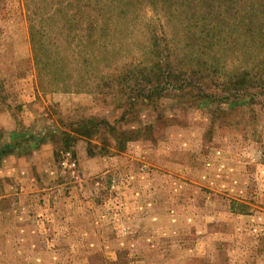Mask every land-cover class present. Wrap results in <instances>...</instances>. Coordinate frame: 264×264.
<instances>
[{
  "label": "rangeland",
  "instance_id": "1",
  "mask_svg": "<svg viewBox=\"0 0 264 264\" xmlns=\"http://www.w3.org/2000/svg\"><path fill=\"white\" fill-rule=\"evenodd\" d=\"M48 1L0 0V143L20 128L63 140L54 154L63 195L46 211L41 240H26V197L16 223L0 211V264H264V97L231 109L199 99L198 88H170L152 103L119 94L111 77L128 63L148 67L153 38L172 60L193 49L187 22L168 19L157 0L70 1L66 65L40 79L31 32L39 12L59 5ZM243 62L232 54L226 67ZM68 146L75 173L61 166ZM7 166L1 194L12 182Z\"/></svg>",
  "mask_w": 264,
  "mask_h": 264
},
{
  "label": "trees",
  "instance_id": "2",
  "mask_svg": "<svg viewBox=\"0 0 264 264\" xmlns=\"http://www.w3.org/2000/svg\"><path fill=\"white\" fill-rule=\"evenodd\" d=\"M43 1L42 8L50 4L48 0ZM54 1L56 5L59 4L58 7L52 8L50 5L48 9H44L49 11L39 12L36 15L37 22L40 21L39 26L31 32V46L40 79L50 76L56 79L60 76V73L48 71V67H58V63L62 68L65 67L61 41L64 36H72L71 23L76 17L75 14H68L69 5H73L70 2L72 0ZM241 2L242 0H198L197 3L196 0H157L154 4L161 5V10L168 19L180 17L189 25L187 27L191 33L188 35V44L193 48L191 53L180 60H172V54L164 57L158 50L159 41L153 38L151 64L148 67L125 64L118 75L111 77L110 85L121 84L117 88L119 94L127 95L129 99L130 96L141 97L136 102L142 103H152L153 100L162 98L170 88L181 93L198 88L199 99L207 102H215L217 99L225 102L231 109L258 102V98L264 97V0L247 3V6H242ZM105 3L107 5L108 0H104V5ZM61 13L63 24L59 25L57 19ZM124 13V10H120L118 15L123 16ZM95 27L90 26L92 32ZM218 53L222 54L220 58ZM232 54L242 56L246 65L227 68L226 60ZM159 58H163V61ZM180 65L187 67L188 71L180 70ZM210 76L224 78L225 81L210 83ZM136 87L139 95L123 92L135 90ZM128 105L132 109L135 102L130 101ZM99 126L96 123L94 128ZM12 136L20 142L26 137L29 141V134L21 130L14 131ZM127 140L129 137H123V142L121 140L120 143L122 147ZM13 143L0 144V162L9 153ZM64 145L66 146L65 143ZM69 149L70 146L66 151Z\"/></svg>",
  "mask_w": 264,
  "mask_h": 264
},
{
  "label": "crops",
  "instance_id": "3",
  "mask_svg": "<svg viewBox=\"0 0 264 264\" xmlns=\"http://www.w3.org/2000/svg\"><path fill=\"white\" fill-rule=\"evenodd\" d=\"M19 130L29 134V141L26 137L21 139L22 142H20L18 141L19 139L17 140V138L15 139L12 136L14 131ZM19 130L5 134V138H2L5 140L0 143L14 142L9 153L0 162V178L3 176L1 175L4 172L3 167L8 165L7 167L10 169L7 170V174L16 187L14 191L10 189L11 187L9 186L12 185V182L4 186L2 194L0 193V211L5 209L4 215L15 221L17 214L13 210L17 205H25L26 201L21 203V196L26 197V206L29 204L28 223L30 226L28 228L29 231L26 233V240H41L43 239L42 228L45 225L44 219L49 220V214L46 211H52L54 209L53 204H55L53 199H56L59 194L63 195L56 183L58 176L56 174L57 168L55 167L54 154L57 152L56 146L64 145V141L61 140L60 142L58 136L54 137L53 133H46L43 130L29 131V129L25 130L24 128ZM49 138L52 139L51 142L48 140ZM24 178L29 181V184L23 183L19 185L18 181L22 182ZM46 180L48 185L44 187L41 183L43 181L46 182ZM18 190L23 192V194L19 195ZM7 209L10 211L5 212ZM34 250L36 249L34 248Z\"/></svg>",
  "mask_w": 264,
  "mask_h": 264
},
{
  "label": "built area",
  "instance_id": "4",
  "mask_svg": "<svg viewBox=\"0 0 264 264\" xmlns=\"http://www.w3.org/2000/svg\"><path fill=\"white\" fill-rule=\"evenodd\" d=\"M61 166L72 173L76 172L77 169V162L74 159L73 152L70 150H67L63 153V157L61 160Z\"/></svg>",
  "mask_w": 264,
  "mask_h": 264
}]
</instances>
